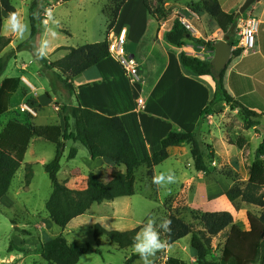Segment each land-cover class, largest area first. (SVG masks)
<instances>
[{
	"label": "rangeland",
	"instance_id": "374dc122",
	"mask_svg": "<svg viewBox=\"0 0 264 264\" xmlns=\"http://www.w3.org/2000/svg\"><path fill=\"white\" fill-rule=\"evenodd\" d=\"M32 1L12 0L18 16L28 25V30L22 36L15 35L9 30L7 23L5 24L3 36L10 37L13 42L1 53L2 57L8 59V66L0 83L5 78L20 77L23 87L38 106L39 116L31 119L19 109L10 111L0 117V134L10 121H19L32 126L51 127L53 133H50L49 137L54 142H61L64 132V126L60 125L63 118L61 107L76 104V101L74 97L69 98L54 72L41 64L40 55L50 62H55L69 53L67 51L55 53L59 47L79 48L100 43L105 40L107 34L108 36L115 34L123 27L129 30L130 26L116 25L109 30V24L121 0H72L66 3L50 0L52 18L47 20V23H43L41 35L38 38L30 39L28 13ZM163 1L164 5L157 15L159 21L154 19L147 21L149 25L152 22L157 27L158 37L160 28L163 26L162 21L176 18V12L180 10L173 2ZM157 2L158 0L151 1L155 9ZM251 8L244 14L245 16L251 13ZM202 19V24L205 29H208L207 31L212 33L217 30L214 20L207 16ZM144 20L142 6L131 4L123 13L121 12V18L117 23L119 25H122V21L132 23L134 32L129 39L134 43L140 40ZM149 31L150 29L140 42L143 53L148 51ZM217 39L218 36L213 37L216 42ZM45 41H47V46L42 53L41 49ZM20 43H26L29 51L18 52L17 46ZM149 58L147 65L150 67L152 63L160 62V55L157 53L149 55ZM111 63L114 65L109 85L122 95L125 93L121 92L120 87H123L129 95L131 89L137 90L140 97L147 99L149 89L144 79L145 75L141 72V83L133 86L122 74L119 65L116 64L121 70L115 66V58L111 60ZM101 87L106 88L107 86L104 84ZM130 97L118 99V105L123 107L131 100L132 105L134 104L137 108L134 101L137 95ZM103 99L106 101V96ZM146 124L154 137L160 136L162 133L160 124L151 121ZM254 129L258 131V126L250 130L244 128V118L240 109L231 110L225 105L221 109L214 110L213 108L211 115L205 119L199 130L200 141L210 146L213 151V162L208 174L195 170L191 145L184 144L174 147L170 150V158L152 171L153 176L161 173L165 175L169 172L174 173L175 183L157 186L152 182L153 176L148 175L147 167L142 165L136 171L135 196L120 198L101 205L96 204L85 215L73 220L65 229L55 226L46 210V203L52 193V185L44 166L55 158V143L37 137L33 139L28 149H22L0 140V148L7 147V150L11 151V154L21 162V167L15 175L7 197L0 203V264H7V261L10 264V255L15 256V264H47L42 259L43 245L58 237H64L70 243L75 242L80 247L91 245L100 250V254L83 256L78 264H125L133 254L137 255L133 248L119 250L117 245L109 243L105 238L96 243L94 239L96 224L110 231L124 232L141 228L149 216L168 219L176 217L197 231L204 230L198 220L200 215L221 212L230 213L233 223L222 233L212 237L209 258L219 259L224 249L243 257L245 247L241 234L250 228L248 214L260 216L264 213V209L241 201L234 205L227 199L226 194L235 185L245 188L248 184L249 167L255 162L256 151L259 147V140L256 136H249V132ZM71 131H74V127ZM241 135L249 138H247L249 146L244 151L234 146ZM72 148L78 150V155L70 160L68 155ZM91 162L87 149L81 143L67 142L61 161V170L58 174L60 183L74 190L86 189L89 174L97 170V168L92 169ZM28 164L32 165L33 171L30 186L25 181ZM101 168L109 167L101 166ZM261 193L264 195V187ZM161 236L162 239H166V234L162 230ZM10 245L13 249L11 253L8 252ZM168 257H177L188 264H196V255L191 248V235L174 244H169L167 248L158 252L154 258V264H165ZM134 264H140L139 260Z\"/></svg>",
	"mask_w": 264,
	"mask_h": 264
},
{
	"label": "trees",
	"instance_id": "16d2710c",
	"mask_svg": "<svg viewBox=\"0 0 264 264\" xmlns=\"http://www.w3.org/2000/svg\"><path fill=\"white\" fill-rule=\"evenodd\" d=\"M66 3L72 0H56ZM128 0H121L117 6L113 20L109 24L112 30L118 22L123 6ZM152 1V0H151ZM150 0H142L150 19L159 21L157 15L160 13L163 0H158L157 8L151 5ZM173 3L187 2L191 8L204 13L213 19L223 34V40L236 47L239 42V13L228 14L224 12L218 0H203L196 3V0H166ZM2 8L9 14L17 10L12 0H0ZM50 0H33L29 7L30 39H36L41 35V26L46 18V9H51ZM167 20V19H166ZM168 44L182 48L191 41L197 45H205L214 49L215 43H206L201 39H195L181 23L179 17L174 18L171 29L166 33ZM13 40L7 36H0V80L3 77L8 59L1 56V53L11 45ZM17 51H29L26 43H20ZM60 51L69 52L65 57L55 62H50L40 55L41 64L48 70L53 71L61 82L63 90L69 98L76 95L75 79L86 71L95 68L98 64L111 57L109 47V36L96 44H89L79 48L59 47L55 53ZM241 56V50L233 51V59ZM181 67L191 74L202 77H211L214 82L213 95L208 105L203 109L195 131L185 132L178 129L172 130L161 142V149L145 160L138 158L130 134L118 116L110 117L103 115L93 109L84 108L82 105L67 104L61 107L64 120V132L61 142H54L49 134L53 128L46 126H32L24 122L10 121L2 130L0 140L28 149L34 138H42L56 145V155L53 161L44 166L51 181L52 193L46 203V210L50 220L59 228L65 229L78 217L85 215L94 205H101L105 202H114L120 198L133 197L136 194V171L145 165L149 170L148 175L153 176V169L160 166L170 158V150L174 147L188 144L191 145V155L194 161V168L199 173L210 172V165L213 162V151L208 145L199 139V130L205 119L211 115L213 108L221 103H226L231 110L240 109L244 118V128L250 130L260 125L263 113H258L254 107L245 105L242 101L235 99L226 87V72L228 66L217 73L212 61L204 62L188 55L181 50L178 55ZM261 90V88H260ZM264 96V89L262 93ZM29 94L22 85L20 77L5 78L0 83V117L10 111L18 109ZM24 114V113H23ZM26 115V114H24ZM31 118L30 116L26 115ZM74 127V131L71 128ZM67 142L81 143L89 153L94 162L98 159H107L113 163L112 167L99 168L91 172L88 177L87 188L83 190L70 189L61 184L58 174L61 170V161L65 152ZM234 146L244 151L249 146V140L239 136ZM78 150L72 148L68 159H75ZM21 167V162L10 153L0 148V202L9 193L15 175ZM33 178L32 165L26 166L25 181L30 186ZM264 187V139L256 151V160L249 167V180L245 188L235 185L227 194V199L237 205L238 202H245L249 205H256L264 209V195L261 193ZM171 233L166 234L168 243L174 244L183 238L191 235V248L196 255V264H264V213L260 216L249 213L248 220L250 228L241 234V240L245 247V255L239 257L228 249H224L219 259L211 260L210 248L212 237L222 233L233 223V217L228 212L205 213L200 215L198 220L204 230H194L192 226L185 224L180 219H170ZM14 225V223L12 222ZM140 228L129 231H110L100 224L94 227V239L99 243L105 238L109 243L118 246L119 250L132 248L133 238ZM13 251L10 245L8 252ZM100 254V250L87 245L80 247L75 242L70 243L64 237H58L48 241L42 248V259L47 264H78L83 256ZM139 260L138 255L133 254L125 264H134ZM165 264H188L185 260L177 257H168Z\"/></svg>",
	"mask_w": 264,
	"mask_h": 264
},
{
	"label": "crops",
	"instance_id": "0c3cea01",
	"mask_svg": "<svg viewBox=\"0 0 264 264\" xmlns=\"http://www.w3.org/2000/svg\"><path fill=\"white\" fill-rule=\"evenodd\" d=\"M201 1L203 0H196V3ZM218 1L224 12L234 14L239 13L240 8L246 0ZM131 4L141 5L144 13L145 20L143 23L144 25L141 26L140 40L137 42L134 41L133 43L132 40L129 39V36L134 32L132 23H124L122 21V25H119V23H117V25L119 27L123 25L130 26V34H128V51L130 56L138 62L142 75H145L144 79L149 89L147 99L140 97L137 90L131 89L129 95L123 87H120L121 92L125 93L122 95V93H118L116 89L109 85L114 65L111 63V60L114 59L111 56L109 59L98 64L95 68L86 71L75 79L76 95L74 96V100L76 104L74 105L80 104L84 108L93 109L110 117H120L130 134L138 158L140 160H145L160 151L162 140L166 138L172 130L178 129L185 132H193L196 130L201 112L212 98L214 82L211 77H198L185 71L181 67L177 57L178 53L181 50L187 53L191 52L190 47L197 48L198 45L191 41L187 42L182 48L168 44L166 33L173 25V18L162 21L163 26L160 28V36L158 37L157 27H155L152 22H150V25L149 22H147L151 19L148 16L142 0H128L121 12L123 13ZM174 5L180 9V12L185 13L186 9L194 11L187 2L174 3ZM194 12L201 18L200 21L191 18V21L198 30L199 39L206 43L216 42V40H213V37L218 36L217 42L223 40L222 32L218 27L217 30L212 33L207 31V28H204L202 18L207 16L206 14ZM251 13L258 20L256 48L254 53L249 57H238L232 60L226 72V87L235 99L242 101L245 105L254 107L258 113H263L264 96L261 93L262 89H264V0H257L251 8ZM7 17L8 13L2 8L0 3V36L4 35ZM119 18H121V13ZM209 19L211 18L209 17ZM149 29L150 39L147 47L148 51L143 53L140 42L145 38ZM200 49H203V53L210 51L203 47ZM153 53L160 55V62H154L150 67L147 65V62L150 61L149 55ZM65 56L66 55H63L61 58ZM197 59L210 62L213 60V56H210L209 59H202L200 57ZM116 64L117 62L115 66L118 65ZM118 69L121 70L119 67ZM122 74H124L123 71ZM104 84L107 86L106 88L101 87ZM142 84H144V82ZM136 95L137 98L134 100L135 103L137 104L138 99H142L145 104L144 109H139L138 104L137 108L134 107L131 100L123 107L118 105L120 99L130 96L134 97ZM104 96L107 98L106 101L103 99ZM224 105L227 106L226 103L221 102L214 107V110L221 109ZM144 111L146 112L141 113ZM61 120L60 125L64 126L63 118ZM148 121L158 123L162 126V133L160 136L154 137L153 134H151L146 124ZM254 135L257 140H259L260 146L264 139V117L260 119L258 131L254 129L249 132V136L253 137ZM11 145L13 147H18L13 144ZM1 149L11 154V151H8L7 147ZM11 155L14 157L13 154ZM91 163L92 169H99L101 166H113V163L107 159H98ZM10 258V264H15V256L10 255Z\"/></svg>",
	"mask_w": 264,
	"mask_h": 264
},
{
	"label": "built area",
	"instance_id": "2783aa9c",
	"mask_svg": "<svg viewBox=\"0 0 264 264\" xmlns=\"http://www.w3.org/2000/svg\"><path fill=\"white\" fill-rule=\"evenodd\" d=\"M176 15L190 32L191 36L195 39H199L198 30L191 21V18L200 21L201 18L199 15L188 9L185 10V13L177 10ZM238 27L239 42L238 45L234 47V50H241L240 57H249L254 53L257 44L258 20L252 13L247 16L242 15ZM128 34L129 30L126 27L121 28L120 31L115 34H111L109 36V47L111 56L115 58L117 64L122 69L129 82L132 85H135L139 82L141 83L142 75L138 62L130 56L128 51ZM201 46L210 51L203 53V49H200L202 48ZM197 48L190 47L191 52L186 53L195 58L200 57L202 59H209L210 56H213L214 58V49L205 45H198ZM137 104L139 109H144L145 104L142 99H138ZM18 109L32 118H37L39 116L38 106L33 102V98L30 94Z\"/></svg>",
	"mask_w": 264,
	"mask_h": 264
},
{
	"label": "clouds",
	"instance_id": "9594fccd",
	"mask_svg": "<svg viewBox=\"0 0 264 264\" xmlns=\"http://www.w3.org/2000/svg\"><path fill=\"white\" fill-rule=\"evenodd\" d=\"M53 12L51 9H46L47 19L52 18ZM7 27L15 34L22 36L27 30L28 25L24 23L16 12H10L7 17ZM47 41L44 42L42 53L45 51ZM152 182L157 186H166L176 182L175 174L169 172L167 175L161 173L152 177ZM159 219V223H157ZM172 221L166 217L157 218L149 216L142 224L140 230L133 238L132 248L139 257L140 264H154L156 254L169 246L167 239H162L161 230L163 233L170 235Z\"/></svg>",
	"mask_w": 264,
	"mask_h": 264
},
{
	"label": "water",
	"instance_id": "95a60500",
	"mask_svg": "<svg viewBox=\"0 0 264 264\" xmlns=\"http://www.w3.org/2000/svg\"><path fill=\"white\" fill-rule=\"evenodd\" d=\"M257 0H246L240 8L239 14L244 15L250 7H252ZM215 55L212 60L215 71L217 73L223 71L229 64L232 56L234 47L224 40H221L214 44Z\"/></svg>",
	"mask_w": 264,
	"mask_h": 264
}]
</instances>
